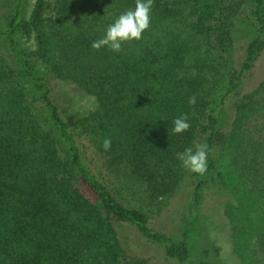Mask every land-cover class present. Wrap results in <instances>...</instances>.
I'll list each match as a JSON object with an SVG mask.
<instances>
[{
    "label": "trees",
    "instance_id": "trees-1",
    "mask_svg": "<svg viewBox=\"0 0 264 264\" xmlns=\"http://www.w3.org/2000/svg\"><path fill=\"white\" fill-rule=\"evenodd\" d=\"M27 5L0 0V264H150L132 254L120 230L126 225L167 260L213 264L193 253L186 228L176 240L151 226L148 210L115 197L83 155V132L99 135L103 165H124L148 199L173 196L185 184L184 201L196 209L210 196L231 194L229 156L254 214L233 239L246 250L243 264H264V134L253 125L264 120V79L242 92L243 78L264 60V0H153L150 28L119 53L92 42L135 0H33L29 12ZM238 21L253 33L233 61ZM214 73L226 92L211 108ZM49 76L75 83L95 108L73 120ZM226 103L234 112L228 129L220 113ZM181 116L191 127L176 134ZM200 146L208 150L203 174L177 159Z\"/></svg>",
    "mask_w": 264,
    "mask_h": 264
},
{
    "label": "rangeland",
    "instance_id": "rangeland-1",
    "mask_svg": "<svg viewBox=\"0 0 264 264\" xmlns=\"http://www.w3.org/2000/svg\"><path fill=\"white\" fill-rule=\"evenodd\" d=\"M33 0H28L27 11L29 12ZM2 14V13H1ZM0 14V15H1ZM4 14V13H3ZM5 16H0V22L5 25ZM252 28L244 21H238L237 30L234 35V42L230 54L233 61L239 60L242 56V48L245 41L252 35ZM24 47H29L31 41L25 37L18 39ZM235 65V64H234ZM53 96L62 105L70 104L72 119L93 110L96 102L93 96L86 94L75 83L49 76ZM264 79V60L262 56L255 62L252 70L243 78L242 92L251 91ZM208 95L211 108L221 104L220 99L225 95V82L221 79L220 73H214L209 77ZM220 113L223 117L224 129H228L234 118L231 106L226 103L222 105ZM255 134L262 129L264 134V120L256 119L253 123ZM252 128V127H251ZM255 131V130H254ZM80 146L84 157L90 162L94 173L108 186L115 197L124 205L148 210L150 224L156 230L162 231L172 238L179 240L181 231L186 228L187 240L196 256L213 264H243L242 257L246 250L241 251L239 243L234 240L237 231H247L246 219L253 216L252 200L245 196V188L237 187V171L234 162L229 156H224L226 178H229L231 194L222 200H216L211 196L206 198L199 209L192 205H186L183 197V190L159 201L148 199L145 186L132 179L124 165L113 169H107L103 165V159L97 150L99 135L92 132H83L79 136ZM235 171L236 177L232 175ZM235 178V179H233ZM244 192V193H243ZM256 196L253 193L252 196ZM242 200V203L240 201ZM242 225V226H241ZM233 227H237L233 229ZM122 237L131 249L132 254L145 258L150 264H180L173 260L164 258L161 247L145 241L139 236L132 226L120 227ZM244 243L248 235L243 233ZM250 244V239L246 241ZM247 249V247H246ZM249 264V263H247Z\"/></svg>",
    "mask_w": 264,
    "mask_h": 264
},
{
    "label": "clouds",
    "instance_id": "clouds-1",
    "mask_svg": "<svg viewBox=\"0 0 264 264\" xmlns=\"http://www.w3.org/2000/svg\"><path fill=\"white\" fill-rule=\"evenodd\" d=\"M153 0H135L134 8L120 13L111 23H109L101 38L92 42L94 49L107 47L114 53L122 50V45L130 41H138L143 38V34L150 28L151 11ZM190 103H195V97L190 98ZM191 127L186 116H181L173 121L172 131L176 134L183 133ZM111 140L105 139L102 147L105 151L111 148ZM184 167L189 170L203 174L207 170L208 150L207 146L197 147L194 151L187 148L184 152L177 154Z\"/></svg>",
    "mask_w": 264,
    "mask_h": 264
}]
</instances>
